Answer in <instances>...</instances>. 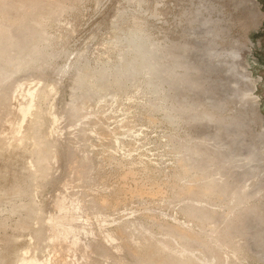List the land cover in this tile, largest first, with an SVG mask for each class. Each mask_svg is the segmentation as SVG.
<instances>
[{
  "label": "rangeland",
  "instance_id": "1",
  "mask_svg": "<svg viewBox=\"0 0 264 264\" xmlns=\"http://www.w3.org/2000/svg\"><path fill=\"white\" fill-rule=\"evenodd\" d=\"M23 255L264 264V0H0V264Z\"/></svg>",
  "mask_w": 264,
  "mask_h": 264
},
{
  "label": "bare ground",
  "instance_id": "2",
  "mask_svg": "<svg viewBox=\"0 0 264 264\" xmlns=\"http://www.w3.org/2000/svg\"><path fill=\"white\" fill-rule=\"evenodd\" d=\"M14 96V95H13ZM21 96V95H20ZM11 124V123H10ZM13 124V123H12ZM15 124V123H14ZM10 126H12V125H10ZM9 126V127H10ZM9 130V129H8ZM12 130V131H11ZM10 131V133H13V134H16V133H18L17 132V130H18V124L15 126V125H13V127H12V129H11ZM9 135V134H8ZM10 135H12V134H10ZM18 135V134H17ZM13 137H14V135H13ZM17 138H19L18 136H17ZM19 140H21L20 138H19ZM26 250V249H25ZM24 250V251H25ZM29 251V250H28ZM31 252V251H30ZM21 253V252H20ZM24 253V252H23ZM27 253V252H26ZM32 254V253H31ZM24 256V255H23ZM28 256V255H27ZM29 257V256H28ZM21 258V257H20ZM30 258V257H29ZM29 258H25V256L24 257H22L21 259H19L20 260V264H27L28 262H29ZM30 260H31V258H30ZM17 263V262H16Z\"/></svg>",
  "mask_w": 264,
  "mask_h": 264
}]
</instances>
